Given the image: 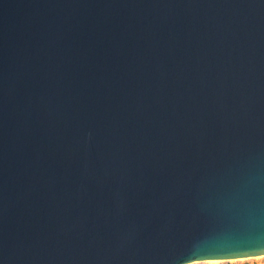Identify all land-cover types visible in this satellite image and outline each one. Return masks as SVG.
<instances>
[{
    "label": "water",
    "instance_id": "1",
    "mask_svg": "<svg viewBox=\"0 0 264 264\" xmlns=\"http://www.w3.org/2000/svg\"><path fill=\"white\" fill-rule=\"evenodd\" d=\"M264 255V0H0V264Z\"/></svg>",
    "mask_w": 264,
    "mask_h": 264
},
{
    "label": "rangeland",
    "instance_id": "2",
    "mask_svg": "<svg viewBox=\"0 0 264 264\" xmlns=\"http://www.w3.org/2000/svg\"><path fill=\"white\" fill-rule=\"evenodd\" d=\"M212 262H199L195 264H209ZM219 264H264V255L249 257L244 259H234V260H220L219 262H213Z\"/></svg>",
    "mask_w": 264,
    "mask_h": 264
},
{
    "label": "bare ground",
    "instance_id": "3",
    "mask_svg": "<svg viewBox=\"0 0 264 264\" xmlns=\"http://www.w3.org/2000/svg\"><path fill=\"white\" fill-rule=\"evenodd\" d=\"M239 259H244V258H239ZM234 260V259H232ZM219 259H212V260H205V261H197V262H193V263H188V264H195V263H199V262H219Z\"/></svg>",
    "mask_w": 264,
    "mask_h": 264
},
{
    "label": "built area",
    "instance_id": "4",
    "mask_svg": "<svg viewBox=\"0 0 264 264\" xmlns=\"http://www.w3.org/2000/svg\"><path fill=\"white\" fill-rule=\"evenodd\" d=\"M209 264H219V263H209Z\"/></svg>",
    "mask_w": 264,
    "mask_h": 264
}]
</instances>
